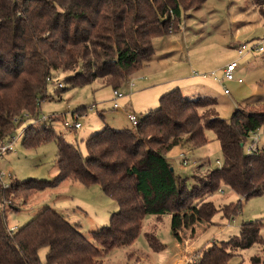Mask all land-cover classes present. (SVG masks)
I'll return each mask as SVG.
<instances>
[{
    "label": "trees",
    "instance_id": "obj_1",
    "mask_svg": "<svg viewBox=\"0 0 264 264\" xmlns=\"http://www.w3.org/2000/svg\"><path fill=\"white\" fill-rule=\"evenodd\" d=\"M207 1L0 0L1 144L11 140L26 119L39 120L41 103L52 99L48 86L60 74L68 77L57 81L63 85L58 92L96 80L121 89L154 59V41L174 33L186 12L201 9ZM216 105L213 97L190 98L174 88L160 98L156 110L139 118L137 126H106L92 134L85 142L86 157L53 128L24 129L26 148L56 142L59 173L53 180H13L7 188L0 179V264H104L115 249L134 244L146 217L180 214L192 202L203 222L211 223L219 212L234 218L241 200L218 206L207 199L222 187L245 200L264 195V145L257 153L246 151L250 137L264 129V103H246L230 121L219 116ZM208 130L220 143L223 165L190 186L171 171L166 155L175 147L206 146ZM68 179L100 186L117 203L108 225L88 238L80 224L46 207L15 231L8 227L7 208L19 211L12 206L14 200L28 199ZM263 229L262 220L244 222L238 236L213 243L188 264H228L239 250L255 245L264 250ZM42 248H48L45 263L39 256Z\"/></svg>",
    "mask_w": 264,
    "mask_h": 264
},
{
    "label": "rangeland",
    "instance_id": "obj_2",
    "mask_svg": "<svg viewBox=\"0 0 264 264\" xmlns=\"http://www.w3.org/2000/svg\"><path fill=\"white\" fill-rule=\"evenodd\" d=\"M262 10L264 0H208L201 9L186 12L181 28L176 27V31L172 33L176 34L171 36V40L174 39L172 46L168 48V43L163 45L165 38L156 40L157 57L148 67L130 76L127 84L119 89L124 97L119 102L121 108L118 110L114 109L112 86L96 80L80 87L67 85V90L58 92L57 81L63 83L68 77L67 74H60L55 83L48 86L47 95H51L52 99L41 103L39 120L37 117L26 119L13 135V138L17 139L13 151L0 157V172L5 174L4 183L8 185L13 180L28 179L53 180L59 173L58 148L54 140L37 148L23 146L22 132L29 126L37 129L45 126L53 128L67 143L79 147L86 157L85 142L91 134L102 131L106 126L117 129L132 128L133 124L126 118V113L142 118L148 112L156 110L160 98L169 92V89L175 88V85L185 88L186 85L190 86L198 81L209 86L211 96L217 100L218 114L226 121H230L235 110L244 107L248 102L264 103V52H248L243 58L238 54L239 46L247 45L250 50L259 47V43L264 41ZM262 47L264 48V43ZM235 61L238 62L236 75L243 80L242 84L227 82L222 85L214 79V73L221 75L222 70ZM192 73L197 77L192 76ZM189 79L192 80L188 81ZM180 80L182 83L178 82ZM224 86L230 95L224 94ZM167 87L170 88L166 89ZM255 94L262 98L250 100ZM74 114L82 116L81 130H69L65 126V122L73 123ZM52 116L58 118L51 119ZM259 134L261 144L264 145V129ZM206 136L209 144L204 147L194 150L187 145L184 148L175 147L166 155L176 175L186 178L190 186L197 178L205 177L210 171L223 165V154L215 133L208 130ZM11 141L12 139L4 144L7 145ZM181 153L187 154V165L183 164ZM207 200H213L218 206L241 200L242 207L232 219L225 218L219 212L210 224L202 223L210 227L205 231H201L204 227L200 226L196 229L194 239L195 249L198 251L206 249L210 244L229 241L238 236L240 226L244 222L262 220L264 223V195L245 200L230 188L222 187ZM12 206L19 211L7 208V225L11 229L24 226L38 212L50 207L72 224H80L81 232L88 238H91V232L108 225L111 214L118 211L117 203L108 198L100 186L87 187L71 179L65 180L56 188L32 194L28 199H16ZM181 213H187L189 218L196 215L197 219L196 202H192L191 206ZM169 222L170 218L164 217L163 222L158 224L159 240L167 246L165 251L155 253L148 249L145 238L148 227L146 225L139 238L129 247L135 252L138 251L134 258L128 257L130 249H117L105 259L104 264H173L174 238ZM262 233L264 234V229ZM47 252L48 248L40 250L39 256L43 263L46 262ZM236 254L228 264H254V258L260 259L259 264H264V250L260 245L239 250ZM177 255L176 247V260ZM138 256L142 257V260H137ZM199 256L195 255L192 260Z\"/></svg>",
    "mask_w": 264,
    "mask_h": 264
},
{
    "label": "crops",
    "instance_id": "obj_3",
    "mask_svg": "<svg viewBox=\"0 0 264 264\" xmlns=\"http://www.w3.org/2000/svg\"><path fill=\"white\" fill-rule=\"evenodd\" d=\"M171 36H176V34H172L170 36L163 37V38H165L164 39L165 41H164L163 45H165V43L166 44L168 43L167 44L168 48H170L172 46V44L174 43L173 42L174 39L171 40V38H172ZM158 39H161V38H158ZM158 39H156V40H158ZM156 40L154 41V46H155L156 54H157L158 51H157V47H156V43H157ZM156 54H155L154 58L157 57ZM153 60L151 62H153ZM150 63L146 67H148L150 65ZM236 73H237V70L235 72V75H236ZM192 76H194L195 78L197 77L196 74H194V73H192ZM236 79L239 80L237 75H236ZM190 80H192V79H189L188 81H190ZM174 81H176V80H174ZM178 82L182 83L181 80L178 81ZM235 82H237V81H235ZM242 83H239V84H242ZM174 87L175 88H180L186 97H190V98H195V97H198V96H209V97H212L211 96L212 92H211L209 86H207V85H205L203 83H198V81H195L190 86L186 85L185 88L181 87L180 85H178V86L175 85ZM168 88H170V87H167L166 89H168ZM171 89H169V91ZM166 91H168V90H166ZM224 94H225V92H224ZM261 98L262 97H260L259 95L255 94V95H253L251 97L250 100L254 101V100H257V99H261ZM153 107H155V106H153ZM128 114H130V113L129 112L126 113V118L129 120ZM129 122H130V120H129ZM82 128H83V126H82ZM81 129H79V130H81ZM187 216H188L187 213H180V214H176V215L148 216V217H146L144 219L140 235L143 232V228L147 225L148 227H147V231L145 233V238L147 240L148 249H150L151 251H153L155 253H160V252H163V251L166 250L167 246L162 244L161 241L159 240L158 224L163 222V218L164 217H169L170 218L169 226L171 228V234L173 235V238H174V241L172 240V244H173L174 249H175V254L173 256L175 261L173 262V264H176L177 261H180L182 264H188L189 261L192 260V257H194L195 255L196 256L200 255V250L198 251V250L195 249V243L196 242H195V239H194V236H195L194 234H195L196 229L199 226L200 227H204L203 229H200L201 231L202 230L205 231L206 229H209L210 226H206V225L210 224V223H206L205 222L206 225H204V224H202L204 222H202L198 218L196 219V217H195L196 215H192V216L189 215V216H191V218H189ZM154 217H155V219L153 220ZM187 219H189V221ZM176 231L178 233L177 235H176ZM176 247L178 249V255H177L178 258H177V260H176ZM118 249L123 250L124 248H118ZM127 249H130V248H127ZM116 250L117 249H115L113 252H115ZM113 252H111L109 255H111ZM135 254H138V251L135 252V251H133V249H130L129 252H128V257L129 258H134L133 256ZM137 260H142V257L138 256Z\"/></svg>",
    "mask_w": 264,
    "mask_h": 264
},
{
    "label": "built area",
    "instance_id": "obj_4",
    "mask_svg": "<svg viewBox=\"0 0 264 264\" xmlns=\"http://www.w3.org/2000/svg\"><path fill=\"white\" fill-rule=\"evenodd\" d=\"M263 43H264V41H261L259 43V45H260L259 47H253L250 50H249L247 45H241L238 48V54H239V56L241 58H243L244 55L246 53H248V52H259V53H262V52H264V48L262 47ZM237 69H238V62L237 61L231 62L222 70V75H218L217 76L216 73H214V76H215L214 79L216 81H218L222 85L227 83V82H235V81H237L239 83H242L243 82L242 79H239V80L236 79L235 72H236ZM58 88H63L62 83L58 84ZM224 92H225L226 95L230 94L229 90L226 89L225 86H224ZM123 97H124V94L121 93L119 89L114 90L113 102H114V109L115 110H118V109L121 108L119 102H120V100ZM92 108H94V107H92ZM73 118H74L73 119V123L65 122V126L69 130H79V129H81L82 128V124L80 123V118H82V116H80L79 114H74ZM128 118H129L130 122L133 124L134 127L137 126L138 121H139V117H137L136 115H133V114H128ZM44 119H46V118H44ZM23 133H24V131L22 132V134ZM259 133L260 132H257V133L253 134L250 137V139H249V141L247 143V146H246V151H247L248 154L257 153L260 150L261 141H260V134ZM16 142H17V139L12 138V141L9 142L7 145L1 144L0 145V157L4 153L13 151V146L15 145ZM180 158L182 159L184 165L188 164L187 154L181 153L180 154ZM3 178H5V174L1 173L0 174V179H1L2 183L4 184V186L7 188L9 186V184L8 185L5 184L4 181H3ZM16 229L17 228H13L11 230L15 231ZM176 264H182V263L180 261H177Z\"/></svg>",
    "mask_w": 264,
    "mask_h": 264
},
{
    "label": "water",
    "instance_id": "obj_5",
    "mask_svg": "<svg viewBox=\"0 0 264 264\" xmlns=\"http://www.w3.org/2000/svg\"><path fill=\"white\" fill-rule=\"evenodd\" d=\"M243 146H244V145L242 144V147H243ZM171 171L174 172V169L172 168Z\"/></svg>",
    "mask_w": 264,
    "mask_h": 264
}]
</instances>
